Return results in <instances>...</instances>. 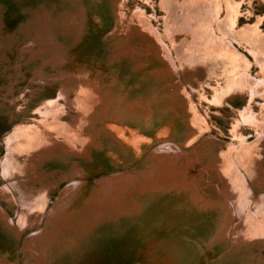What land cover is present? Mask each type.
<instances>
[{
	"label": "bare ground",
	"instance_id": "bare-ground-1",
	"mask_svg": "<svg viewBox=\"0 0 264 264\" xmlns=\"http://www.w3.org/2000/svg\"><path fill=\"white\" fill-rule=\"evenodd\" d=\"M7 1L0 0V61L10 59L11 45L19 38V33L8 29L7 19L12 18V7ZM214 1L190 0L192 4L187 10L193 6H210ZM112 2L89 0L88 4L89 7L101 4L103 8ZM174 2L163 0L164 4H171L168 11L172 13ZM52 14L53 11L47 10L43 11V16L28 13L17 27L24 36L22 51L29 56L26 63L33 67L30 95L37 96L39 89L48 82L58 83L60 90L56 98L42 97L41 107L37 109L39 117L12 123L0 138V145L6 151L0 159L5 180L0 194L17 208L12 218L0 206V234L16 240L18 236L21 239L20 232H30L12 260L8 253L1 255L0 251V264H264V193L256 196L248 180L250 178L254 186H263L258 155L252 152L254 143L243 138L240 148L236 147L239 148L237 159L245 168L246 176L239 171V163L227 162L222 170L218 165L206 166L198 160L207 178L210 171H216L215 177L208 178L210 184L206 189L205 182L197 175L198 170L192 169L189 163L181 165L179 162V158L185 157V150L181 148L185 142L179 140L181 144L176 143V149L166 139L156 140L153 145L158 146L148 155L151 159H145L140 170L134 173L115 169L97 174L100 171L98 163L105 162L100 155L106 158L108 155L95 140L99 130L94 124L96 117L104 124L110 119L123 121L124 117L132 124L131 118L136 117L137 122H142L140 131L148 134L159 129H164V136L165 131H183L178 120L164 118L163 125L159 124L162 119L155 120L170 101L184 105L179 89L167 87L177 83L173 81L181 79V74L168 66L164 72L172 77L170 82L151 88L136 84L138 88H135L132 75L108 64L113 71L112 80L100 91L98 76L77 65L79 41H67L65 33H71L70 27ZM183 20L178 19L177 26L186 24ZM217 22L225 36L229 32L234 41L246 42L255 61L264 66L263 35L254 39L255 36L249 34L252 40L244 36V32L230 29L227 23ZM166 28L168 33L176 31L169 24ZM196 31L208 39L207 43L204 39L203 45L197 46L196 42L181 40V45H172L171 55L175 61L179 59L180 66L184 60L194 57L192 48L215 46L212 39L218 36H213L206 25H198ZM225 36L224 48L229 54L231 48H236L235 42ZM232 52L243 56L237 50ZM49 53L52 60H49ZM35 60H40L37 66L44 63L56 66V73L47 76L44 67L32 65ZM144 72L157 74L163 70L148 68ZM260 80L264 81V75L258 79L245 71L238 83L249 85L251 95L255 91L258 93ZM126 108H130L129 112H125ZM247 108L251 110L250 106H245L240 111L244 120L248 118ZM66 115L71 118L69 121ZM146 119L151 123L145 122L144 127ZM103 123L101 133L110 142L107 148H115L119 153L126 151L119 144L126 145L122 139L130 131L124 129V135L121 133L119 137L118 130H114L116 126L106 124L107 127ZM141 139L139 143L144 141ZM144 148L145 145L140 144L139 151ZM83 163L92 167L95 164L97 169L85 172ZM105 174L109 175L104 177ZM93 178L94 181H89ZM165 185H173L174 191L183 190L181 193L189 198L190 194L193 196L190 205L188 201L180 203L177 200L178 204L191 207V211L185 207L182 211L188 213L189 218H180L182 214L172 206V197H168L172 193L160 192ZM53 189L58 193L50 205ZM186 197L181 196L182 199ZM39 220L41 223L37 225ZM215 221L217 225L214 226ZM179 229L182 232H178ZM168 230H171L169 234ZM177 233H184L190 239H178Z\"/></svg>",
	"mask_w": 264,
	"mask_h": 264
},
{
	"label": "rangeland",
	"instance_id": "rangeland-1",
	"mask_svg": "<svg viewBox=\"0 0 264 264\" xmlns=\"http://www.w3.org/2000/svg\"><path fill=\"white\" fill-rule=\"evenodd\" d=\"M88 1H7L12 7L10 10L12 18L7 19L8 29L11 31L14 29L15 33H19V38L13 41L11 45L10 59L5 60L3 58L0 61V138L11 128L12 123H21L25 118L39 117L40 114L37 109L41 107L42 97L47 99L58 96L60 87L55 82H48L46 86L42 85L44 87L39 89L40 92L37 96L32 97L30 95L33 67H29L26 63L29 56L26 51H22L24 36L17 30L20 22L26 19V14L32 15L33 13L43 16L44 10L53 11V17H60L59 19L67 27H70L71 33H65L67 41L72 39L79 41L78 49H76L78 54L77 65L90 74L98 76L101 83L99 85L100 91L105 90V86H108L112 80L113 71L108 64H111L113 69L122 68L124 72L132 75L131 80L135 88H138L135 86L136 84L151 88L159 87L165 81L170 82L172 77L169 75L167 77V73L164 72L168 66H172L176 73L181 74V79L178 77L173 81L174 83L177 81V83L167 87L179 89L180 98L183 100L184 105L175 100L170 101L166 107L162 108L161 112H158L155 120L158 122L162 119L160 125L164 124V118L178 120L183 131L175 133L165 131L166 136H164V129H159L154 134H148L140 131L142 122H137L136 117L131 118L133 120L132 124L128 122L130 119L126 117L123 121L115 118H113L115 120L110 119L106 124L109 127L110 125L118 127H115L114 130H118L119 137H122L124 129L130 131V134L128 132L125 135L123 134L122 141L126 145L116 142L126 149V151L119 153L115 151V148H107L110 142L101 133V122L103 123V121L100 117H96L94 124L99 129V133H96L95 140L102 145L104 153L108 155V158L100 155L105 162L101 160L98 163L100 171L98 170L97 174L115 169H120V172L126 171L128 174L134 173L140 170L145 159H151L148 155L152 154L158 146V144L153 145L155 142L166 139L170 142V146L176 149L177 144H181L177 141L179 140L185 142L181 144V148L185 150V157H182V160L179 158V162L181 165L189 163L192 169L198 170L197 175L201 178V182H205L203 184V187H205L209 183L208 178L215 177L216 171H210V176L207 178V173L201 169L199 161H202L206 166L218 165L222 170L227 162L233 161L239 163V171L245 176L247 175L245 168L237 159L239 154L237 149L240 148L239 144L245 139L247 142L254 143L252 152L258 155V158L256 156L254 158H257L258 166L263 173L262 187L254 186L250 178H248L249 183L256 196L260 192L264 193V81L260 80V85L256 89L258 93L255 91L251 95L249 85L238 83L239 77L245 71L248 74L250 73L251 77L261 78L264 75V66L255 61L250 53L251 48L246 42L234 41L229 32L225 36L224 31L217 22L227 23L230 29L244 32V36L250 37L252 40L253 38L249 34L255 36L254 39L260 35L264 36V0H215L210 6H193L191 9L189 7L188 10L187 7L192 4L190 0H175L173 13L168 11L171 4H164L163 0H112L114 2L105 4L103 8L101 4H98V6L92 4L89 7ZM178 19H184L186 24L181 27L177 26ZM167 24L176 31L168 33ZM200 24L206 25L213 36L214 34L218 36L215 40L212 39L215 41L214 48H208V46L192 48L194 57L184 60L181 66L177 58V68L176 61L171 55L172 45L174 43L181 45V40H186L188 43L196 42L197 46L199 44L200 46L203 45L206 38L202 33L196 31V27ZM223 36L235 42L233 46L236 48H231L232 50L228 51L229 54L225 52L224 47L227 39ZM207 40H205V43H207ZM233 50H237L243 56L239 57V55L232 52ZM173 51H175V48H173ZM48 56L49 60H52L51 53ZM170 61L171 64H169ZM38 63H40V60L37 62L35 60L32 65L41 69L44 67L43 70L47 72V76L56 73V66L53 67L46 63L37 66ZM4 65H6V68H4ZM26 65L27 67H25ZM148 68L163 70V72L157 74L155 72L143 73ZM47 79L49 80L51 77ZM245 106L251 108V110L247 108L245 111L250 120L248 118L244 120L245 117L240 112ZM129 109L126 108L125 112H129ZM64 117L68 121L71 119L67 115ZM148 121L151 123L150 119ZM148 121L147 119L143 120V125ZM106 124L104 125L108 127ZM119 129L122 131H119ZM147 129L149 128L147 127ZM194 135L196 136L193 139ZM139 138H144V143H139ZM127 139L129 140L127 141ZM140 144L145 145V148L139 151ZM2 148L3 146L0 145V159L6 152ZM86 164L88 163H83L82 166L85 172L97 169L95 164L93 167ZM202 171L206 174L205 178L202 177ZM107 175L109 174H105L104 177ZM90 176L92 177V175ZM181 179L184 181L182 176ZM89 181H94V178ZM3 183H5V180L0 170V190ZM214 185L217 187L216 184ZM161 191L168 194L172 193L168 197H172V206L182 214L180 218L190 217L188 213L183 214L182 211L184 207L187 211H191V207L185 203L183 205L178 204L177 200L180 203L183 200L188 201L190 205V200L193 197L191 194L189 198V195L181 193L183 191L181 189L174 191L173 185H165L160 189ZM57 193V189L52 190V193H50L52 197L49 196V204L55 199ZM181 196L183 198L188 196V198L182 199ZM0 206L12 218H15L17 208L11 202L2 198L1 194ZM253 206L254 204L251 205V207ZM177 207L180 209H177ZM46 208L47 205L44 211ZM15 221L17 222V218ZM216 221L214 226L217 225ZM40 223L41 220L38 221L37 225H40ZM169 231L171 230H168V234ZM178 232H182V229H179ZM20 233L21 239L18 236L16 240L0 234L1 255L8 253V258L12 260L14 253L23 247L22 243L30 234V232ZM176 235L178 239H190L184 233H177Z\"/></svg>",
	"mask_w": 264,
	"mask_h": 264
}]
</instances>
